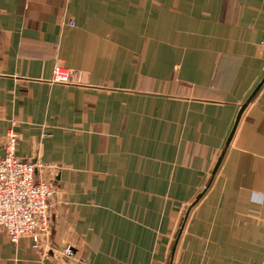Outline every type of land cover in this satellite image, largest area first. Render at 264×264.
<instances>
[{
	"label": "crops",
	"instance_id": "1",
	"mask_svg": "<svg viewBox=\"0 0 264 264\" xmlns=\"http://www.w3.org/2000/svg\"><path fill=\"white\" fill-rule=\"evenodd\" d=\"M9 130L54 194L0 264H264V0H0Z\"/></svg>",
	"mask_w": 264,
	"mask_h": 264
},
{
	"label": "built area",
	"instance_id": "2",
	"mask_svg": "<svg viewBox=\"0 0 264 264\" xmlns=\"http://www.w3.org/2000/svg\"><path fill=\"white\" fill-rule=\"evenodd\" d=\"M73 25L74 22L70 21ZM51 83L82 85L78 74L56 61ZM18 135L9 130L4 136V155L0 158V229L12 244L23 237L37 248L49 234V206L54 194L51 182L36 178L38 163L16 155Z\"/></svg>",
	"mask_w": 264,
	"mask_h": 264
},
{
	"label": "water",
	"instance_id": "3",
	"mask_svg": "<svg viewBox=\"0 0 264 264\" xmlns=\"http://www.w3.org/2000/svg\"><path fill=\"white\" fill-rule=\"evenodd\" d=\"M32 162H35V160L33 159Z\"/></svg>",
	"mask_w": 264,
	"mask_h": 264
}]
</instances>
